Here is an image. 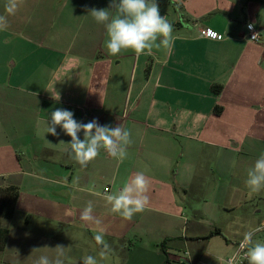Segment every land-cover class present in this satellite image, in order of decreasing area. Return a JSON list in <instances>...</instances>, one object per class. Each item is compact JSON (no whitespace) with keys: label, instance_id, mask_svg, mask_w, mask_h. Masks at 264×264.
Masks as SVG:
<instances>
[{"label":"crops","instance_id":"0c3cea01","mask_svg":"<svg viewBox=\"0 0 264 264\" xmlns=\"http://www.w3.org/2000/svg\"><path fill=\"white\" fill-rule=\"evenodd\" d=\"M110 2L21 0L9 14L0 0L8 21L0 30V192L18 191L14 216L0 215L9 230L0 264H34L57 245L66 248L64 264L87 255L98 264H164L166 240L170 264L186 251L204 264L216 244L227 258L245 231L264 225L250 213L233 217L264 200L245 185L264 153V0H157L173 46L139 56L107 54L105 27L90 10ZM250 24L260 43L250 40ZM58 108L78 122L130 130L126 158L101 150L82 168L60 144L71 137L59 126L58 136L38 135ZM141 171L149 203L126 220L104 196ZM89 201L99 224L80 219ZM101 231L111 248L103 259L94 239Z\"/></svg>","mask_w":264,"mask_h":264},{"label":"clouds","instance_id":"9594fccd","mask_svg":"<svg viewBox=\"0 0 264 264\" xmlns=\"http://www.w3.org/2000/svg\"><path fill=\"white\" fill-rule=\"evenodd\" d=\"M21 0H6L5 8L9 14H14L20 7ZM90 14L97 24L106 30V50L110 56H117L131 50L137 56L150 54L154 47H164L171 50L174 42L173 24L166 16L160 15L157 0H111L107 9L92 8ZM8 27L7 17L0 15V30ZM250 29L253 25L248 26ZM59 96L57 94V98ZM72 111L56 109L51 113L50 121L38 135L51 134L58 136L57 127L71 137L66 144L65 152L82 168L96 159L101 150L106 151L112 158L123 161L127 156V149L133 143L130 130L121 124L111 127L100 125L96 119L87 123L78 122L73 118ZM83 132V139L79 133ZM245 185L251 193L264 190V153L254 161L247 171ZM149 180L144 172H136L124 182L122 187L104 196L111 206V211L121 215L126 220L145 210L149 203ZM91 201L82 210L80 219L85 222L100 223L93 214ZM264 226L249 228L243 233L239 249L231 256L217 257L219 264H237V258L243 254L247 264H264V241L254 240L257 232ZM95 241L101 246L99 256L106 258L111 253L110 246L104 240V233L98 232ZM55 255H41L34 260V264H64L65 247L57 245ZM34 249L33 251H35ZM82 264H98L95 256L87 255L82 258Z\"/></svg>","mask_w":264,"mask_h":264},{"label":"rangeland","instance_id":"374dc122","mask_svg":"<svg viewBox=\"0 0 264 264\" xmlns=\"http://www.w3.org/2000/svg\"><path fill=\"white\" fill-rule=\"evenodd\" d=\"M260 193L264 196V190H262ZM192 205L195 206V205H197V203H193ZM250 205H253V207L238 209L234 213L233 217H235V216L237 217V216H241V215L244 216L245 214L250 213L253 215V217H256V221H257L256 224H259L261 221H264V200H262V201L254 200ZM256 208H258L257 210L261 211V213L257 214ZM225 219H226V215H223L220 222L222 223L221 226H223L224 229L227 230V228H225V227L228 225L225 222ZM261 226H264V225L262 224ZM254 239L259 240V241H264V228H262L261 231L256 233ZM223 241H224V239H223ZM215 242L216 243L222 242V239H217V241H215ZM229 253H231V252L229 251L228 248L225 247V245H223V243H221V244L218 243L213 247V249H211L208 252V254L204 255L205 256L204 257V262H205L204 264H219V262L216 258L217 257H226L227 255H229Z\"/></svg>","mask_w":264,"mask_h":264},{"label":"trees","instance_id":"16d2710c","mask_svg":"<svg viewBox=\"0 0 264 264\" xmlns=\"http://www.w3.org/2000/svg\"><path fill=\"white\" fill-rule=\"evenodd\" d=\"M213 91L219 94L222 91L221 86H214ZM218 109L216 108V112ZM18 198V191L15 188H8L4 191L0 192V215L4 216L7 219H11L16 211V201ZM9 230L5 228H0V250H3L7 238H8ZM213 235H220V231L213 233ZM169 240L164 241L160 246L159 249L161 252L166 255V260L164 264H170L169 259L167 258L168 251H167V244Z\"/></svg>","mask_w":264,"mask_h":264},{"label":"built area","instance_id":"2783aa9c","mask_svg":"<svg viewBox=\"0 0 264 264\" xmlns=\"http://www.w3.org/2000/svg\"><path fill=\"white\" fill-rule=\"evenodd\" d=\"M205 35H206L207 38H210L212 40H220L222 38L218 33L214 32V31H211V30L205 31ZM249 38L254 43H260L261 42V37H260L259 32L256 29H254L253 27L251 29L249 28ZM107 155H109V154L107 153ZM108 191H109V189L105 190V192H108ZM239 244L237 245L236 250L233 253H235L239 249ZM184 255L187 258L185 260L178 261L176 264H194L192 259H191V255H190V253L188 251H186L184 253ZM237 264H247V260L243 258V254H241L237 258Z\"/></svg>","mask_w":264,"mask_h":264}]
</instances>
